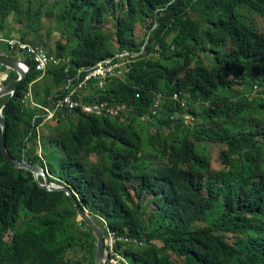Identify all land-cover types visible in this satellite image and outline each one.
Here are the masks:
<instances>
[{
	"label": "trees",
	"instance_id": "obj_1",
	"mask_svg": "<svg viewBox=\"0 0 264 264\" xmlns=\"http://www.w3.org/2000/svg\"><path fill=\"white\" fill-rule=\"evenodd\" d=\"M38 1L78 39L57 38L51 24L48 32L42 11H32L36 0H0V52L31 66L14 95L0 98L10 155L68 184L105 234L144 242L118 243L134 264H264V96L249 97L264 87V0ZM15 35L68 58L71 74L137 55L127 78L94 98L118 108L116 118L79 107L54 119L50 141L65 154L59 170L39 151L42 119H33L41 110L23 99L32 86L49 105L70 75L65 65L37 71L7 46ZM17 77L10 71L0 87ZM1 136L0 126V264H95L96 237L69 197L11 167Z\"/></svg>",
	"mask_w": 264,
	"mask_h": 264
},
{
	"label": "built area",
	"instance_id": "obj_2",
	"mask_svg": "<svg viewBox=\"0 0 264 264\" xmlns=\"http://www.w3.org/2000/svg\"><path fill=\"white\" fill-rule=\"evenodd\" d=\"M5 42L12 50L23 52L30 56L31 61H33L36 66V70L43 75L52 65H65V73L70 75L65 86V92L55 100L49 99V105H42L36 102L32 88L31 86L29 87V90L23 99V104L26 105V107L32 106L33 108L41 110L40 113H36L33 119L34 122L42 119V124L36 127L38 131L44 122L54 120L64 111L72 113L79 107L84 111L96 114H106L112 118H116L119 115L118 108L111 106L107 101L98 102L94 98H97L100 95L98 93L100 90H105V87L109 82L113 80H124L127 78L131 70L132 60L137 56L136 54L123 52L115 57L98 63L92 68H79L76 69L74 74H71L69 65L70 61L68 58H58L46 48L34 46L19 38L8 39ZM161 98L162 95L156 97L157 101L154 105L155 109H157ZM91 99L92 102H90ZM172 99L180 102L184 110L187 109L186 100L181 99L178 94H175ZM178 117L179 114L173 116V119ZM185 118L190 119V116L186 114ZM122 242L129 243L136 247L145 246L144 242H139L127 237L122 238L114 231L107 228L105 244L107 248L108 264H130L128 258L118 249V243Z\"/></svg>",
	"mask_w": 264,
	"mask_h": 264
},
{
	"label": "water",
	"instance_id": "obj_3",
	"mask_svg": "<svg viewBox=\"0 0 264 264\" xmlns=\"http://www.w3.org/2000/svg\"><path fill=\"white\" fill-rule=\"evenodd\" d=\"M0 65L5 67L7 70L15 71L17 73L18 77L16 80L5 85L2 84V86L0 87V98H3L8 95L12 96L14 95L15 91L18 89L19 85H21L26 80L28 73L31 70V66L26 64L21 58L10 56L6 53H0ZM0 77L3 81H6L8 79V74L4 72H0ZM0 126L2 128L1 151L7 162L10 164V166L16 169H25L27 171H30L34 175V178L38 182L40 187H42L47 191L65 192V194L69 197V199L73 203L80 221L86 222L87 226L93 231L96 237L97 244H96L95 264H108L104 230L95 222L90 212L84 206H82L76 193L66 183L57 184L52 182L51 181V179H53L52 175L46 169V167L32 164L24 159L17 160L10 155L6 144L7 124L2 113V109H0ZM40 177L43 178V183L40 182L39 180Z\"/></svg>",
	"mask_w": 264,
	"mask_h": 264
},
{
	"label": "rangeland",
	"instance_id": "obj_4",
	"mask_svg": "<svg viewBox=\"0 0 264 264\" xmlns=\"http://www.w3.org/2000/svg\"><path fill=\"white\" fill-rule=\"evenodd\" d=\"M49 8L53 9L55 13H57L59 11V8H58V10L56 12V8L55 7L53 8L52 5ZM32 11L33 12L42 11L41 17L43 20V25L46 27V29L48 31L49 26L51 24V27H50L52 29L51 32H52V34H56L57 38H60V39L64 40L65 42L67 40H69V43H71V44H74L76 42V40L78 39V36L75 34V28L74 27H72L70 29H65V27H63V25L61 23H57L55 20L50 21L49 20L50 17L47 16L48 15L47 14L48 8L46 9L45 7L41 6L40 1L36 0V2L32 5ZM17 16L12 15L10 17L11 21H9V29H12V24L16 22ZM19 18L24 19V16L20 15ZM8 32H11V31H8ZM16 38H19V37H17L15 35L13 39H16ZM50 38H51V34L49 33L46 37V40L48 43L50 42ZM41 47H44L47 50H49L44 45H42ZM51 48L55 49L56 44L53 43V47H51ZM1 53H6V52L4 51ZM16 57H19V56H16ZM203 58H204V61L206 64H210V60L207 57H205V55L203 56ZM133 60H132V62H133ZM9 71L10 70H7L4 73L9 74ZM4 82L5 81H3L2 83H4ZM263 91H264V87L260 88L259 85H256L254 87V90L249 94L250 99L256 100L257 97L264 96V93H262ZM196 107H198V105H196ZM57 124L58 123L56 121L51 120V121L44 122V124L40 127L39 136L41 138V140H40L41 149H39V151L41 150V154L43 155V150H44L45 153L48 154L50 162H52L55 165V168L57 170H59L62 162L64 161L65 154H64L62 149H60L57 145H55L53 142L50 141L53 133L55 132V128H56ZM138 126L143 128V129H147V127H146L147 124H146L145 120H143V119H141L139 121ZM52 178L54 179L53 175H52ZM54 183H56V182H54ZM77 220L80 221L79 217H77ZM95 222L97 223L96 220H95ZM129 263L134 264L131 260H129Z\"/></svg>",
	"mask_w": 264,
	"mask_h": 264
},
{
	"label": "crops",
	"instance_id": "obj_5",
	"mask_svg": "<svg viewBox=\"0 0 264 264\" xmlns=\"http://www.w3.org/2000/svg\"><path fill=\"white\" fill-rule=\"evenodd\" d=\"M0 53H1V52H0ZM42 78H43V77H42ZM42 78H41V79H42ZM31 87H32V86H31ZM35 101H36V100H35ZM36 102H37V101H36ZM40 104H41V103H40ZM32 109H33V108H32ZM34 109H35V108H34ZM39 129H40V128H39Z\"/></svg>",
	"mask_w": 264,
	"mask_h": 264
},
{
	"label": "bare ground",
	"instance_id": "obj_6",
	"mask_svg": "<svg viewBox=\"0 0 264 264\" xmlns=\"http://www.w3.org/2000/svg\"><path fill=\"white\" fill-rule=\"evenodd\" d=\"M54 182V181H53ZM60 192V191H59Z\"/></svg>",
	"mask_w": 264,
	"mask_h": 264
}]
</instances>
